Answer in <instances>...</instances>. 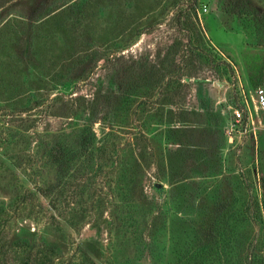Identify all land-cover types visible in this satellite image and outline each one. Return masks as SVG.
<instances>
[{"label": "rangeland", "instance_id": "1", "mask_svg": "<svg viewBox=\"0 0 264 264\" xmlns=\"http://www.w3.org/2000/svg\"><path fill=\"white\" fill-rule=\"evenodd\" d=\"M258 87L264 0H0V264H264Z\"/></svg>", "mask_w": 264, "mask_h": 264}, {"label": "trees", "instance_id": "2", "mask_svg": "<svg viewBox=\"0 0 264 264\" xmlns=\"http://www.w3.org/2000/svg\"><path fill=\"white\" fill-rule=\"evenodd\" d=\"M68 138H71L73 140L74 143H78L80 145V147L83 148H88V146H91V144L93 143L92 137L86 132L85 128L83 129H78L72 133H70L68 136ZM64 155V151L62 154L58 153L57 150L54 151V161H57V163L59 165H62L63 162H67L68 160H64L63 158ZM41 193H43L44 195H48V191L46 189H40ZM54 202L58 201L57 196L53 197ZM263 214H264V206H263ZM57 246L54 244H50L47 248V250L49 251V253H54L56 250ZM46 257H48L46 255Z\"/></svg>", "mask_w": 264, "mask_h": 264}, {"label": "built area", "instance_id": "3", "mask_svg": "<svg viewBox=\"0 0 264 264\" xmlns=\"http://www.w3.org/2000/svg\"><path fill=\"white\" fill-rule=\"evenodd\" d=\"M255 106L258 108L263 114H264V89L261 87H258L255 89ZM234 121L238 122L242 118V113L239 109H234Z\"/></svg>", "mask_w": 264, "mask_h": 264}]
</instances>
